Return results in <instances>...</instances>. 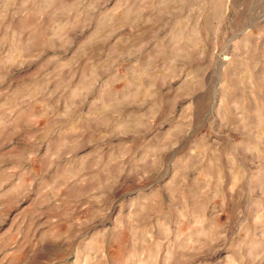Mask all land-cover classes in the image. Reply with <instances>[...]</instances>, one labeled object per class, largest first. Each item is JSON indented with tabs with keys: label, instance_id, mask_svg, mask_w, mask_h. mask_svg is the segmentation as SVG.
Wrapping results in <instances>:
<instances>
[{
	"label": "rangeland",
	"instance_id": "374dc122",
	"mask_svg": "<svg viewBox=\"0 0 264 264\" xmlns=\"http://www.w3.org/2000/svg\"><path fill=\"white\" fill-rule=\"evenodd\" d=\"M0 264H264V0H0Z\"/></svg>",
	"mask_w": 264,
	"mask_h": 264
}]
</instances>
